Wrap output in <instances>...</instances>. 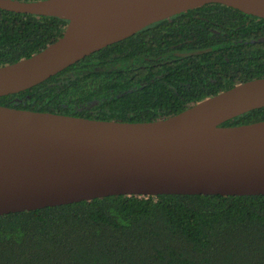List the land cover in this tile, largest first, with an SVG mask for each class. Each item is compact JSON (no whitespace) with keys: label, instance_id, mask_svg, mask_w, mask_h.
I'll return each mask as SVG.
<instances>
[{"label":"trees","instance_id":"trees-1","mask_svg":"<svg viewBox=\"0 0 264 264\" xmlns=\"http://www.w3.org/2000/svg\"><path fill=\"white\" fill-rule=\"evenodd\" d=\"M67 24L0 9V68L41 52ZM261 78L264 19L208 4L152 24L31 89L0 97V106L153 122ZM261 121L264 108L224 126ZM0 264H264V195L114 196L3 215Z\"/></svg>","mask_w":264,"mask_h":264},{"label":"water","instance_id":"water-1","mask_svg":"<svg viewBox=\"0 0 264 264\" xmlns=\"http://www.w3.org/2000/svg\"><path fill=\"white\" fill-rule=\"evenodd\" d=\"M220 4L264 19V0H0V9L68 21L61 38L0 68V97L31 89L146 27ZM264 78L167 119L98 121L0 106V216L114 196L264 195Z\"/></svg>","mask_w":264,"mask_h":264}]
</instances>
